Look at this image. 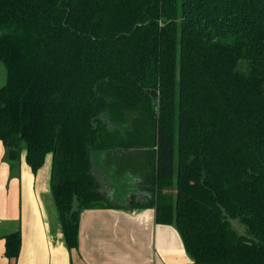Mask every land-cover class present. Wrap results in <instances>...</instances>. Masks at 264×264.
Returning <instances> with one entry per match:
<instances>
[{
    "label": "trees",
    "instance_id": "trees-1",
    "mask_svg": "<svg viewBox=\"0 0 264 264\" xmlns=\"http://www.w3.org/2000/svg\"><path fill=\"white\" fill-rule=\"evenodd\" d=\"M0 61V141L51 154L68 247L74 201L153 206L193 263L264 264V0H0Z\"/></svg>",
    "mask_w": 264,
    "mask_h": 264
},
{
    "label": "crops",
    "instance_id": "crops-1",
    "mask_svg": "<svg viewBox=\"0 0 264 264\" xmlns=\"http://www.w3.org/2000/svg\"><path fill=\"white\" fill-rule=\"evenodd\" d=\"M6 77L0 61V87ZM50 174L51 156L33 171L25 150L11 159L0 141V264H195L175 223L158 222L153 206L124 209L101 202L79 209L74 201L79 210L77 246L68 247ZM16 231L19 250L8 257L5 237Z\"/></svg>",
    "mask_w": 264,
    "mask_h": 264
},
{
    "label": "rangeland",
    "instance_id": "rangeland-1",
    "mask_svg": "<svg viewBox=\"0 0 264 264\" xmlns=\"http://www.w3.org/2000/svg\"><path fill=\"white\" fill-rule=\"evenodd\" d=\"M49 156H51V154H48V157H49ZM122 190H123V189L120 187V189L117 190L116 193H122ZM114 199L117 200V201H118V200H122V198L119 199L118 196H115ZM233 224L237 227V229H238L240 232H243V231H244V229H245L244 226H243L242 224L238 223V221L235 220V221L233 222Z\"/></svg>",
    "mask_w": 264,
    "mask_h": 264
}]
</instances>
